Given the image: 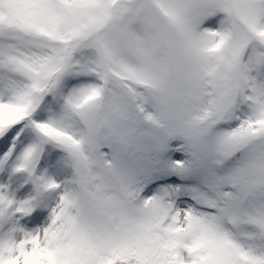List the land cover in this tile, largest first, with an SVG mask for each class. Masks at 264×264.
<instances>
[{
	"label": "snow or ice",
	"instance_id": "1",
	"mask_svg": "<svg viewBox=\"0 0 264 264\" xmlns=\"http://www.w3.org/2000/svg\"><path fill=\"white\" fill-rule=\"evenodd\" d=\"M0 264H264V0H0Z\"/></svg>",
	"mask_w": 264,
	"mask_h": 264
}]
</instances>
